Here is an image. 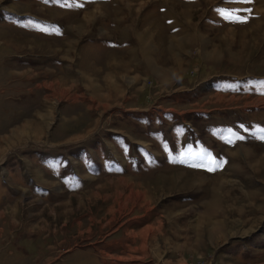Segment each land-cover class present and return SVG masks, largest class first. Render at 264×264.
Here are the masks:
<instances>
[{
    "label": "rangeland",
    "instance_id": "obj_1",
    "mask_svg": "<svg viewBox=\"0 0 264 264\" xmlns=\"http://www.w3.org/2000/svg\"><path fill=\"white\" fill-rule=\"evenodd\" d=\"M261 136L264 0H0V264H264Z\"/></svg>",
    "mask_w": 264,
    "mask_h": 264
},
{
    "label": "crops",
    "instance_id": "obj_2",
    "mask_svg": "<svg viewBox=\"0 0 264 264\" xmlns=\"http://www.w3.org/2000/svg\"><path fill=\"white\" fill-rule=\"evenodd\" d=\"M228 83H230V81H228ZM227 83V84H228ZM191 96V95H190ZM226 109V108H225ZM171 113H172V111H171ZM213 119H215V117L213 118ZM186 123H184V125H185ZM226 124V123H225ZM225 124H215V125H213L212 126V128H211V130L213 131V132H216V129L218 128V130L219 131H229V130H233V126L232 125H227V126H225ZM246 122L245 121H243L242 123H240V124H236V125H238V126H245L246 127ZM235 125V126H236ZM216 127V128H215ZM245 127H244V129L242 128V127H239V132H240V134L239 135H237V136H240V137H243V139L245 138H247V136L245 135L244 136V133H242V130H244L245 131ZM209 130H210V128H209ZM233 143H234V147H237V145L239 144V145H241V146H239V147H242V146H244L245 145V147H247V145L246 144H243L241 141H237V142H235V140L234 141H232ZM239 147H237V148H239ZM240 149V148H239ZM210 152H212L213 153V155H211V157H213V156H215V151H210ZM225 159H226V161H227V163L230 165V166H232L234 163H236L235 162V159H233V158H230L229 156H225ZM209 162L211 163V161L209 160ZM237 164V163H236ZM209 167H210V165H209ZM233 169L235 170L234 172L236 173V175L237 176H239L241 173H243V172H241V171H236V169L233 167ZM208 172H209V170H208ZM213 173V172H212Z\"/></svg>",
    "mask_w": 264,
    "mask_h": 264
},
{
    "label": "bare ground",
    "instance_id": "obj_3",
    "mask_svg": "<svg viewBox=\"0 0 264 264\" xmlns=\"http://www.w3.org/2000/svg\"><path fill=\"white\" fill-rule=\"evenodd\" d=\"M146 54H149L148 56H150L151 54L149 53V51H146L145 49L144 50H142V51H140V57H141V59H142V61L143 62H145V64L147 65V62L148 63H152V60L151 59H147V55ZM146 56V57H145ZM112 59L111 58H109V60H108V62L109 63H111V64H109V65H112L113 64V62L111 61ZM138 60V59H137ZM140 60V59H139ZM141 63V62H140ZM140 65V64H139ZM144 65V64H143ZM119 66V65H118ZM91 69V68H90ZM85 74H87V73H85ZM109 80V84H108V91L109 92H112L113 90H116V86H114V84H113V82L110 80V79H108ZM110 82H112V83H110ZM105 95V94H104ZM105 98H106V96H104ZM215 211V209L213 208L210 212H214ZM220 226V225H219ZM216 230V229H215Z\"/></svg>",
    "mask_w": 264,
    "mask_h": 264
},
{
    "label": "snow or ice",
    "instance_id": "obj_4",
    "mask_svg": "<svg viewBox=\"0 0 264 264\" xmlns=\"http://www.w3.org/2000/svg\"><path fill=\"white\" fill-rule=\"evenodd\" d=\"M246 2H250V0H246ZM244 11L250 12L251 9H244ZM225 16H226V18L239 20L241 22H246V20L248 19L247 16H243V17H241V16H235V15H233L230 12L229 13H225ZM242 138L243 137H241V139ZM260 139L264 140V136H261ZM212 170H213L212 168H209V171H212Z\"/></svg>",
    "mask_w": 264,
    "mask_h": 264
}]
</instances>
